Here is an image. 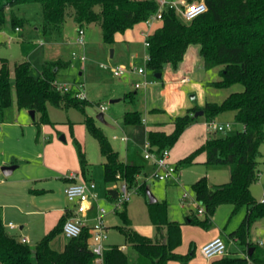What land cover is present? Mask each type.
I'll use <instances>...</instances> for the list:
<instances>
[{
  "label": "trees",
  "instance_id": "1",
  "mask_svg": "<svg viewBox=\"0 0 264 264\" xmlns=\"http://www.w3.org/2000/svg\"><path fill=\"white\" fill-rule=\"evenodd\" d=\"M207 12L191 22L184 21L174 9H164L162 26L149 34L147 42V70L152 76L163 74L167 66L174 69L183 61L191 45L200 47L206 70L221 67L218 82L209 83L216 89H231L237 84L243 89L231 92L222 103L208 102L202 110L193 109L184 116L173 119L171 134L151 131L148 142L158 154L171 149L184 131L194 124L198 111L204 112L207 123L215 122L225 111H233L236 123L243 130L233 135L215 136L207 140L192 154L178 162V168L190 167L199 154L206 155V165H226L230 168V181L223 185H212L206 177L193 184L197 209L203 208L204 219L195 212L186 218V223L209 229L212 218L220 205L230 204L233 214L246 207V215L229 237L247 247V256L227 255L217 258L210 264H264V248L250 240L253 225L264 219V203L252 195L251 188L258 182V169L264 144V0H202ZM22 4L42 6V34L49 43L65 41V25L71 19L78 30L97 23L102 32L103 42L113 45L119 35L145 23L159 11L156 0H0V31L10 22L11 27L20 30L27 24L18 18L13 8ZM70 66L68 61L59 58L46 62L39 75H33L29 62L16 64L13 69L7 59L0 58V123L4 110L11 105L12 96H17L20 111H33L40 122L50 124L48 106L57 109L76 108L84 111L89 104L80 100L77 91L64 93L58 90L57 78ZM126 98L135 102V94ZM127 126L141 125L139 112L130 111L124 116ZM85 124L90 134L98 141L103 156L104 182L108 185L125 181L130 188L138 186L142 167L120 161L104 135L95 126V120L86 118ZM83 179L87 181L88 162L81 144L75 142ZM119 177V178H118ZM139 190L146 194V185ZM118 190L109 189L108 198L113 201ZM125 207V206H124ZM149 217L157 236L149 238L132 230L126 211L118 212L125 228H119L132 252L119 246H110L104 253L103 264H170L178 261L188 264L195 256L191 245L186 255L177 253L182 243V226L171 221L166 204L148 203ZM71 217L65 214L58 225L34 247L10 236L0 216V264H96V256L89 249V229L70 239L63 252L51 247L58 233H62L64 223ZM253 249L252 253L250 250Z\"/></svg>",
  "mask_w": 264,
  "mask_h": 264
},
{
  "label": "rangeland",
  "instance_id": "2",
  "mask_svg": "<svg viewBox=\"0 0 264 264\" xmlns=\"http://www.w3.org/2000/svg\"><path fill=\"white\" fill-rule=\"evenodd\" d=\"M165 1L176 4L179 9L182 8L183 1L203 2L202 0ZM13 12L18 18L27 21V24L17 32L8 21L0 31V58L7 59L12 69L15 64L29 62L35 77L39 75L46 62L55 61L58 57L65 60L69 58L71 69L67 75L59 76L57 82L60 85L82 83L89 103L84 111L76 108L57 109L49 105L50 124L41 123L39 115L34 122L28 111H20L15 94L12 96L11 105L4 110V120L10 127L8 129L2 127L6 133H0V163L9 156L21 158L24 162L12 176L5 177L0 174V215L10 236H27L30 246L34 247L58 225L62 218L61 209L71 206L63 196V189L71 182L85 181L75 142L81 144L86 155L89 164L88 177L98 186L96 192L104 197L106 190L114 187V184L108 185L104 182L102 167L104 159L98 141L90 134L85 124L86 118L95 120V126L104 133L121 161L143 166L146 171H150V164L144 158V146L148 141L149 130L146 126L127 128L124 123L127 112L139 109L130 102L129 98H126V95L134 92L138 95L142 94L141 89L136 90L135 84L142 83L143 78L133 74L115 77L113 69L119 66L129 69L135 61L141 63V60L147 56L144 34L153 32L159 23L153 28L147 27L144 23L138 24L124 37L118 36L113 45L103 42L101 28L94 23L84 28L85 45L80 46L79 30L75 23L68 19L65 25L68 44L58 47L47 42L43 37V14L40 4H22L13 8ZM41 43L43 45H40ZM74 52L84 54L87 62L73 59ZM143 65L144 62L141 66ZM220 71L221 67L209 69L210 81L221 80ZM147 75L154 82L160 83L161 79H156L148 70ZM242 89V85L237 84L228 90H218V94L239 92ZM117 100V103H111ZM101 113L104 116V123L97 119ZM200 122L194 130L183 133L179 141L170 149L171 160L175 167L180 157L182 159L192 154L206 139L203 121ZM214 123L231 126L230 130L217 132V136L233 135L243 130V126L235 122L233 111L223 112ZM122 133H126L130 139L129 145L114 140L115 136L119 137ZM260 151L263 157L260 159L258 169L259 179L251 188L252 195L257 201L264 196V144L260 147ZM205 159L204 154H199L190 167L178 168L175 184L171 185L169 182L156 179L147 180V184L145 183L146 189L152 193L157 202L167 205L169 219L182 226V243L177 253L186 255L190 244L194 245L195 256L188 264H210L216 260L217 258L208 260L202 255V242L214 237L228 238L239 227L247 212L246 207H242L233 214L234 207L223 204L217 208L209 229L186 223V218L191 212H195L200 220L204 219V215L198 213L193 184L204 177L212 185H223L230 181L228 166L206 165ZM25 161L30 163L27 164ZM1 167L2 164L0 169ZM35 176L38 177L34 178ZM143 183L144 179H141L139 187ZM120 186L121 182H118L116 187ZM139 187L137 192L132 194L131 201L119 212L126 211L131 222L129 227L132 230L142 235L156 237V229L148 212L149 197L140 191ZM185 194L188 195L186 199L183 198ZM100 204L108 211L113 207L112 203L104 201ZM105 221L109 226L107 245L125 247L126 252H132L130 244L119 230L126 226L121 217L118 214H109ZM10 222L15 224L17 229H8L6 225ZM22 226L25 228L21 230ZM251 231L255 241H261L264 248V219L255 223ZM68 242L69 239L58 233L52 240L51 247L63 252ZM246 248L236 239L230 240V250L238 253L239 257L244 250H247ZM171 264L181 263L173 261Z\"/></svg>",
  "mask_w": 264,
  "mask_h": 264
},
{
  "label": "crops",
  "instance_id": "3",
  "mask_svg": "<svg viewBox=\"0 0 264 264\" xmlns=\"http://www.w3.org/2000/svg\"><path fill=\"white\" fill-rule=\"evenodd\" d=\"M183 2H186V1H183ZM157 23H159L157 28L162 26V21L157 22ZM155 24L152 27H149L146 24L145 25L149 28H153L155 26ZM130 31H128V32H130ZM128 32H126L123 35H119V36L124 37ZM153 32L146 33L144 35L146 36V35L152 34ZM66 44H68L66 37H65V41L62 43H53V45H56L58 47L59 46L63 47ZM59 58L60 57H58L57 59H59ZM65 61H68L70 63V66L66 72H63L59 76L67 75L71 69L70 59L68 58ZM142 62H143V60H141V63H138L137 61H135L134 64L141 66ZM57 80H58V78H57ZM148 80L151 83L140 88L142 90V94L138 95L137 92H134L136 97H135V102L133 104L138 106L139 109L137 108L133 111H137L140 113L141 118H142V124L141 125H131V126L126 125L127 128L134 129L135 127L146 126V128L149 130V133L151 131H163L166 134H171L172 130L174 129V125H173V119L174 118L184 116L187 112H189L193 109L202 110L204 108V106L206 105V103H208V102H211V103H219L220 101L223 102L230 95V92L227 94H224V93L218 94V90H220V89H216V88L209 86V83L218 82V81L217 80L210 81L211 75L208 73V70H206L204 67V62H203V59H202L201 53H200V47L198 45H191L188 48L183 61L178 65V67L176 69H174L170 66H167L164 70V73L162 74V78H161L160 83L154 82L149 77V75H148ZM140 89H136V90L139 91ZM225 90H228V89H225ZM86 99L88 100L87 96H86ZM28 114L30 115V112H28ZM30 117L32 118L31 115H30ZM32 120L34 121L35 118H32ZM200 120L203 121L202 125L204 126L205 135L207 136L206 139L204 141H202L203 142V143H201V146H202L207 140L212 139L215 136H217V132H215L212 129H208L209 123L206 122V119L204 116L198 117V120L194 124L190 125L184 131V133L194 130L195 127H197V125H199V123H201ZM2 127H4L5 129H8L10 127L9 124H7L6 121L4 120V117H3V121L0 123V133H4ZM122 137L128 138L126 133H122L119 137L115 136L114 140L120 141L122 143L129 145L130 139L128 138L127 142H123L121 140ZM148 137H149V134H148ZM205 157H206V155H205ZM182 159H184V158H182ZM182 159L180 157L179 161H181ZM145 160H147V159H145ZM169 160L174 165V163L171 160V152H170V159ZM147 161L150 164V171H146L143 166H140V167H142V173L138 177V186L137 187H139V181L141 179H144L143 184H145V183L147 184V180H152V179H148V178L153 171V164L150 160H147ZM205 161H206V159H205ZM23 162H24L23 159L17 158L15 156H12V157L9 156L8 158H5L0 163V164H2V167L0 169L1 170L0 174L5 176L2 172V169L5 167L14 166V167H16L15 170L12 172L11 175H9V176H12L22 166ZM25 162L27 164L30 163L29 161H25ZM103 162H104V160H103ZM103 162H102V165H103ZM124 163H126V162H124ZM128 164H130V163H128ZM132 165H134V164H132ZM137 166H139V165H137ZM103 173H104V170H103ZM9 176H5V177H9ZM37 177L38 176H35L34 178H37ZM85 182H93V181L89 178ZM166 182H169V184H171V185L175 184V182L172 180H168ZM71 183H74V182H71ZM116 184L117 183L114 184V187L112 189L118 190V187H116ZM64 189H63V196L66 199ZM97 189H98V186H96L95 191H97ZM106 192H107V190H106ZM106 192L104 194V197H102V196H100V194H98L99 195V201L94 204V209L88 215V218L91 220L87 224L86 228L89 229L92 226V224H93L92 219L96 215V206L101 205L100 204L101 201L108 202V203L113 202L108 198V196L106 195ZM73 210H74V205L72 203H71L70 207H66L65 209H61L62 217L68 213L72 217L73 216V212H72ZM110 215H114V214H110ZM1 218L3 220L2 216H1ZM3 222H4V220H3ZM10 223H12V222H10ZM9 224L6 225L8 229H10V230L17 229L15 224L12 223L15 226L14 228H10L8 226ZM24 228L25 227L22 226L20 229L22 230ZM108 229H109V226H108ZM143 236H146L149 238H154L152 235H143ZM156 236H157V234H156ZM12 237L16 238L19 241H21L22 239H27L29 241L28 244L29 245L31 244L30 240L27 236L18 235V236H12ZM108 238H109V236H108ZM221 238H223V237H221ZM223 239L226 241V243L228 245V250H229L228 255L238 256L237 255L238 253H233L230 250V240L232 238L228 237V238H223ZM211 240H213V238L208 239L207 241L204 240L202 242V246ZM250 240L256 244H259L261 242V241H255V238L252 237V231L250 234ZM191 245L194 247L193 244H190V247H191ZM106 246L110 247L111 245H107V242H106ZM121 249L126 251L125 247H123ZM246 256H247V250L246 251L244 250L243 253L240 255V257H246Z\"/></svg>",
  "mask_w": 264,
  "mask_h": 264
},
{
  "label": "built area",
  "instance_id": "4",
  "mask_svg": "<svg viewBox=\"0 0 264 264\" xmlns=\"http://www.w3.org/2000/svg\"><path fill=\"white\" fill-rule=\"evenodd\" d=\"M159 4V11L151 16L145 24L149 27H152L155 23L162 21V13L164 9H174L178 13V15L186 22H191L195 20L197 17L203 15L207 12V6L204 2L200 3H186L183 2V6L181 9L178 8L176 4L168 3L165 0H157ZM17 32L21 30L19 28L16 29ZM85 31L84 28L79 30V39L78 44L80 46L85 45L84 40ZM149 35H146L145 45L148 48L149 43L147 42V38ZM40 45H43L42 43ZM73 59H79L81 62H87V58L84 54H78L74 52L72 54ZM144 65L137 66L133 64L129 69L123 66H119L113 69V75L115 77H123L125 75H139L143 78L142 83L135 84L136 89H140L149 83L147 75V62H149V56L143 59ZM58 90L64 93L70 92L72 90L77 91V97L80 100H87L86 94L83 89L82 83H75L74 85H60L56 82ZM230 124L226 125H216L214 122L208 124V129H212L215 132H222L225 130H230ZM121 140L123 142H127V137H122ZM144 157L147 160H150L153 164V171L150 174L148 179H156L161 182H165L168 180L176 181L177 170L176 167L170 162V149H166L160 154L156 152V150L149 144L147 141L144 146ZM119 178V177H118ZM121 186L118 188V196L112 202V209L110 211L106 210L104 207L97 205L96 206V215L93 217V224L89 228L90 237L88 239L89 249L96 256V264H103L104 253L107 250L106 241L108 240V225L105 221V218L109 214H117L124 206H126L130 201L132 194L137 192V188H130L125 181H120ZM96 185L94 182H77L70 183L66 186L64 193L68 202L74 205L73 216L69 218L63 225L62 234L67 239H75L78 238L83 229L86 228L87 224L91 219L88 218L89 213L94 209V204L99 201V195L95 191ZM184 199L188 198V195L185 194L183 196ZM260 203H264V196L259 201ZM203 208H200L198 213L203 214ZM10 228H14L15 226L10 223L8 225ZM22 243L28 244L29 241L27 239H22ZM259 245L263 246V243L260 242ZM202 255L208 259H216L220 257L227 256L229 254L228 245L226 241L217 237L213 240L207 242L202 246L201 249Z\"/></svg>",
  "mask_w": 264,
  "mask_h": 264
},
{
  "label": "water",
  "instance_id": "5",
  "mask_svg": "<svg viewBox=\"0 0 264 264\" xmlns=\"http://www.w3.org/2000/svg\"><path fill=\"white\" fill-rule=\"evenodd\" d=\"M155 78L160 80V79L162 78V74H157V75L155 76ZM117 102H118V100H117V101H112L111 103H117ZM30 115L32 116V118H35V113H34L33 111L30 112ZM195 116H196V117L204 116V112H203V111H198V112L195 114ZM97 119L100 120V121L103 122V123L105 122V120H104V116H103L102 113L98 115ZM15 168H16V167H14V166L5 167V168L2 169V172H3V174H4L5 176H9V175L12 174V172L15 170ZM146 194H147V196L149 197V203H150V204H155V203H157L156 198L152 195V193H151L148 189H147V191H146ZM252 251H253V249L250 250V253H252Z\"/></svg>",
  "mask_w": 264,
  "mask_h": 264
}]
</instances>
